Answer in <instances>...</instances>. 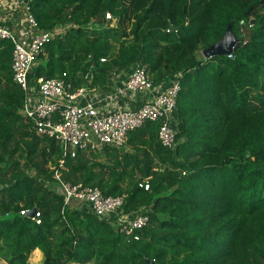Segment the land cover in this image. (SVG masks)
Wrapping results in <instances>:
<instances>
[{
  "label": "trees",
  "instance_id": "trees-1",
  "mask_svg": "<svg viewBox=\"0 0 264 264\" xmlns=\"http://www.w3.org/2000/svg\"><path fill=\"white\" fill-rule=\"evenodd\" d=\"M30 6L40 29L63 28L31 69V84L92 68L91 84L107 85L136 63L154 85L179 75L176 145L164 146L161 122L146 120L124 146L64 157L61 144L38 135L21 113L25 94L14 82L13 43L0 38V259L29 264L40 249L43 264H264V0ZM229 25L241 39L232 57L198 60ZM61 160L64 180L124 195L121 211L149 215L137 239L92 213L64 209L52 169ZM34 207L40 224L21 214Z\"/></svg>",
  "mask_w": 264,
  "mask_h": 264
},
{
  "label": "built area",
  "instance_id": "built-area-1",
  "mask_svg": "<svg viewBox=\"0 0 264 264\" xmlns=\"http://www.w3.org/2000/svg\"><path fill=\"white\" fill-rule=\"evenodd\" d=\"M11 4L13 15L18 17L15 25L28 29L20 36L11 24L0 19V38L13 43L14 82L25 94L21 113L32 122L38 135L57 140L64 157H75L78 150L100 152L107 146H124L130 130L142 126L146 120H157L161 122L159 138L162 144L175 148L174 112L181 90L179 75L154 85L147 67L136 63L128 72L112 76V88H103L109 85L103 83L92 85V68L79 72L74 79L64 72L53 78L40 77L36 84H31V69L45 45L61 34L63 28L40 29L31 12L30 0H11ZM107 19H112V15L107 14ZM227 56L232 57V53ZM78 79L88 84L77 85ZM63 164L61 160L60 165L52 169L56 179L54 186L63 196L64 209L92 213L106 219L119 232L137 239V231L148 225L149 215L121 211L124 195H105L99 187L64 180ZM140 185L150 188L148 182ZM29 210L23 209L21 214L29 216ZM30 218L40 224L41 211L37 208Z\"/></svg>",
  "mask_w": 264,
  "mask_h": 264
},
{
  "label": "water",
  "instance_id": "water-1",
  "mask_svg": "<svg viewBox=\"0 0 264 264\" xmlns=\"http://www.w3.org/2000/svg\"><path fill=\"white\" fill-rule=\"evenodd\" d=\"M241 44L240 37L232 31V26L229 25L226 34L216 43L203 50V53L207 58H211L216 55H228L236 51ZM37 208L34 207L28 211L30 217L34 216ZM147 264H154L153 259H147Z\"/></svg>",
  "mask_w": 264,
  "mask_h": 264
},
{
  "label": "crops",
  "instance_id": "crops-1",
  "mask_svg": "<svg viewBox=\"0 0 264 264\" xmlns=\"http://www.w3.org/2000/svg\"><path fill=\"white\" fill-rule=\"evenodd\" d=\"M13 14H14V10H12L11 0H0V19L2 21L3 20L10 21L11 26L13 28H15L16 32L21 36L25 31H27L28 28L16 26L14 21L18 17L16 15H13ZM17 14L20 15L21 13H17ZM203 50L204 49H202L200 51H203ZM198 53H197V59L201 60V61L205 60L203 58H199ZM120 74H123V72H121ZM113 86H114V84L111 83V84H109L103 88L107 89V88H112ZM43 259H44V257H43L42 252L40 251V249H36L30 257L29 264H43ZM0 264H7V262L4 259H0Z\"/></svg>",
  "mask_w": 264,
  "mask_h": 264
},
{
  "label": "rangeland",
  "instance_id": "rangeland-1",
  "mask_svg": "<svg viewBox=\"0 0 264 264\" xmlns=\"http://www.w3.org/2000/svg\"><path fill=\"white\" fill-rule=\"evenodd\" d=\"M109 20H111V25H115V24H116V19H115V18H112V19H109ZM198 52H199V51H198ZM198 56H199V58L206 59L205 56H204V54H203V51H200V52L198 53Z\"/></svg>",
  "mask_w": 264,
  "mask_h": 264
}]
</instances>
